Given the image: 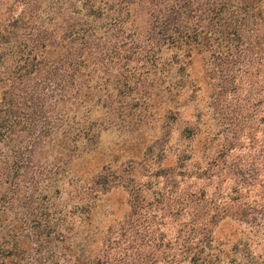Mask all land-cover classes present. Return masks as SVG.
I'll return each instance as SVG.
<instances>
[{"label": "trees", "instance_id": "obj_1", "mask_svg": "<svg viewBox=\"0 0 264 264\" xmlns=\"http://www.w3.org/2000/svg\"><path fill=\"white\" fill-rule=\"evenodd\" d=\"M258 2L0 0V264L221 263L223 248L197 223L158 257L142 244L150 237L139 219H124L103 237L90 234L70 213L82 209L90 218L100 193L85 185L82 192L91 194L86 203L61 202L66 190L77 193L78 183L60 188L65 161L47 165L46 155L57 150L55 155L73 156L82 135L83 149L94 145L96 132L110 127L103 113L122 114L120 98L145 92L144 85L150 80L153 87L158 75L162 84L169 80L171 97L178 95L173 89L184 85L188 66L197 57L207 62L215 56L221 36L242 42L249 17L262 16ZM139 11H146L145 22ZM211 66L209 61L219 77L220 69ZM104 184L102 194L128 188L130 214L140 213V186Z\"/></svg>", "mask_w": 264, "mask_h": 264}, {"label": "rangeland", "instance_id": "obj_2", "mask_svg": "<svg viewBox=\"0 0 264 264\" xmlns=\"http://www.w3.org/2000/svg\"><path fill=\"white\" fill-rule=\"evenodd\" d=\"M257 5L262 16L249 17L242 42L230 35L215 42L218 52L208 60L220 69L219 77L206 58L197 57L184 85L173 89L178 95L171 97L169 80L162 84L158 75L153 87L150 80L144 85L145 92L120 98L122 114L103 113L110 127L96 132L94 145L83 149L87 137L82 135L73 156L55 155L56 150L50 161L45 152L44 163L46 155L47 165L64 166L60 188L78 183L77 193L66 190L61 202L86 203L91 194L82 192L85 185L100 193L101 198H92L91 219L82 209L70 213L83 229L103 237L122 220L139 219L150 237L142 244L158 257L197 223L223 248L220 264H264V0ZM138 18L145 22L146 11ZM225 20L229 31L233 20ZM224 51L233 52L216 58ZM105 181L140 186V213L130 214L128 188L119 185L102 194Z\"/></svg>", "mask_w": 264, "mask_h": 264}]
</instances>
